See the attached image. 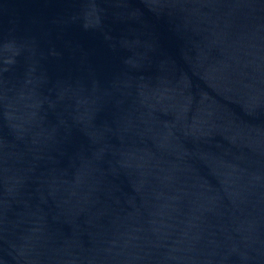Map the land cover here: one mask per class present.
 <instances>
[{
	"label": "water",
	"instance_id": "95a60500",
	"mask_svg": "<svg viewBox=\"0 0 264 264\" xmlns=\"http://www.w3.org/2000/svg\"><path fill=\"white\" fill-rule=\"evenodd\" d=\"M0 264H264V0H0Z\"/></svg>",
	"mask_w": 264,
	"mask_h": 264
}]
</instances>
